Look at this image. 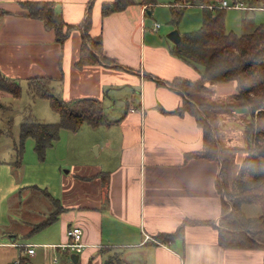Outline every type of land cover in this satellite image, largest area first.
I'll list each match as a JSON object with an SVG mask.
<instances>
[{
	"label": "crops",
	"instance_id": "crops-1",
	"mask_svg": "<svg viewBox=\"0 0 264 264\" xmlns=\"http://www.w3.org/2000/svg\"><path fill=\"white\" fill-rule=\"evenodd\" d=\"M21 1L0 0V73L21 84L31 77H49V86L63 99H100L112 120L93 126L103 130L94 142V158L72 163L59 192L47 189L63 207L56 219L61 220V240L49 241L62 257L52 263L72 264L63 254H72L64 245L67 227L76 223L84 244L76 264H104L110 251L118 252L120 264H264L263 247L220 244V219L224 205L231 204V189L220 175L223 162L219 154L196 155L204 147L203 125L191 110H179L184 104L190 107L188 100L199 108L228 156L237 149L232 158L238 167L248 153L244 125L250 118L247 107L235 104L238 82L205 80L203 87L196 86L203 67L170 52L174 42L167 34L173 29L166 32L154 18L157 0H134L107 16H102L101 5L109 0H53L64 20L77 25L63 45L43 20L23 14ZM238 1L245 11L264 7ZM190 5L199 6L194 14L201 26L205 6L200 3L169 0V19L172 6L183 7L182 18ZM87 11L89 35L101 40L110 62L97 55L98 62L78 65ZM176 80L178 87L171 85ZM218 107L226 109L216 112ZM24 189L32 192L28 185ZM18 195L22 202V193Z\"/></svg>",
	"mask_w": 264,
	"mask_h": 264
},
{
	"label": "trees",
	"instance_id": "trees-1",
	"mask_svg": "<svg viewBox=\"0 0 264 264\" xmlns=\"http://www.w3.org/2000/svg\"><path fill=\"white\" fill-rule=\"evenodd\" d=\"M154 1L142 0V3H153ZM183 1L200 3L205 6L203 7L202 25L196 30L185 32L180 40L169 48L170 52L191 64L203 65L200 80L195 83L198 87H203L205 80H237L238 91L235 94L237 100L235 104L248 106L253 113V121L248 122L246 126L249 139H247L245 149L248 147L246 150L248 154L238 169L233 189L227 193L231 204L224 205V213L219 225V242L225 247L264 248V22L254 26L251 31L236 34L225 29V11L217 7L219 0ZM132 3L134 0L104 1L101 5V14L107 16L113 12L122 11ZM20 6L24 15L41 19L47 28L53 29L56 40L61 45L64 44L71 30L77 27L76 24L64 20L62 12L56 9L53 0H24L20 2ZM182 12L183 7L172 6L170 22L176 25L181 19ZM90 24L91 16L87 11L82 26L85 38L78 65L98 62L97 55L103 61L110 62L104 56L101 40L89 35ZM49 83V77H31L27 80V92L31 99L37 96L47 98L51 108L59 114V120L55 122L25 120L22 122L20 149L17 158L11 161L16 166L21 165L23 140L28 136L35 139V150L43 158L46 148L59 138V131L62 128L76 131L82 123L92 126L112 123L100 99L96 97L63 99L49 86ZM171 85L178 87V81H174ZM0 90L13 97H19L22 93V84L19 79L0 73ZM186 103L191 104L190 107L184 104L179 110L189 109L194 112L199 117L204 130V147L196 155L216 158L219 154L223 162L220 175H223L227 160L223 155L224 147L216 142L211 127L201 115V110L192 106L189 100ZM28 187L32 189V192L33 190L40 192L53 203V209L47 217L31 227L30 232H34L56 220L63 211V207L47 188L34 184ZM244 202L260 205L261 214L246 216L241 209ZM102 249L104 251L113 250L112 247H102ZM120 262L118 252L110 251L104 264H120ZM13 264L31 263L28 256L20 255L17 263ZM72 264L76 263L72 261Z\"/></svg>",
	"mask_w": 264,
	"mask_h": 264
},
{
	"label": "rangeland",
	"instance_id": "rangeland-1",
	"mask_svg": "<svg viewBox=\"0 0 264 264\" xmlns=\"http://www.w3.org/2000/svg\"><path fill=\"white\" fill-rule=\"evenodd\" d=\"M168 1L157 0L152 8H155L154 18L162 25L163 29H168L166 32L174 28L179 32L199 28L201 20H199L198 15L194 14V11H200L198 5L188 6L178 25L174 27L169 22ZM228 1L231 2L232 0ZM246 2L248 4V0ZM251 3H260L264 6V0H251ZM224 18L226 30L241 34L251 31L253 26L264 22V7L251 11L228 7L225 8ZM196 65L199 66V64ZM201 66L203 67V65ZM118 103L122 105L121 101ZM235 103H237L236 99ZM122 106L123 110L124 105ZM236 106L245 105L236 104ZM245 107L250 111L248 106ZM225 109L218 107L216 112L225 111ZM252 119L253 113L250 111L249 122L253 121ZM25 120L55 122L59 120V114L51 108L47 98L38 96L31 99L27 92V84L23 81L22 93L19 97H13L0 90V264H13L20 255L30 257L33 264H53L54 258L58 256L61 258L62 256L57 250H54V247L50 249L51 243L49 241L61 240V220H56L40 231L30 232L33 224L41 221L49 214L53 209V204L43 194H38L34 190L30 193L24 189V186L39 185L46 187L50 192L49 186H51L53 190L59 192L62 177L68 174L67 171L69 172L72 163H87L94 158L96 155V143L94 142L100 138L99 131L103 130L94 128L88 123H82L76 131L62 128L59 131V138L46 148L43 158L35 150V139L28 136L23 140L21 165L16 166L11 161L17 158L20 149L21 124ZM247 123L244 125L246 132ZM235 151L237 149L233 152ZM233 152L229 157L225 147L223 149V155L227 158L223 174L224 182L226 188L231 190L235 176L241 166L237 167L235 164L236 162L232 158ZM19 190L22 193V202H19ZM241 209L246 216H258L262 212L260 205L250 202L242 203ZM12 231L16 235H13V238L10 237ZM13 241L16 243H12ZM15 244L24 245L25 248ZM26 245L32 247L35 254H28ZM48 246L49 248H47ZM63 255V258H67L70 262L71 252Z\"/></svg>",
	"mask_w": 264,
	"mask_h": 264
},
{
	"label": "built area",
	"instance_id": "built-area-1",
	"mask_svg": "<svg viewBox=\"0 0 264 264\" xmlns=\"http://www.w3.org/2000/svg\"><path fill=\"white\" fill-rule=\"evenodd\" d=\"M217 5L223 8H228V7H236V8H244V9L247 8L244 6V3L238 0H234V1L232 0L231 2L228 0H219ZM210 7L212 6L210 5ZM159 26L160 24L158 22L154 23L155 30H158ZM135 110L137 109L133 107L131 108V111H135ZM66 234L68 240L65 243L64 247L65 248L68 247L70 248V251L79 254L84 247V244L82 243V234H83L82 228L76 223L70 224L67 227ZM26 249H27V253L29 254L34 253V249L32 247H26ZM57 260L58 257L54 258V261ZM15 263H17V259L15 260Z\"/></svg>",
	"mask_w": 264,
	"mask_h": 264
},
{
	"label": "water",
	"instance_id": "water-1",
	"mask_svg": "<svg viewBox=\"0 0 264 264\" xmlns=\"http://www.w3.org/2000/svg\"><path fill=\"white\" fill-rule=\"evenodd\" d=\"M167 37L172 40L174 43H177L180 40V33L177 29H173L167 34ZM71 259L74 263L78 262L79 259V254L78 253H72L71 254Z\"/></svg>",
	"mask_w": 264,
	"mask_h": 264
}]
</instances>
